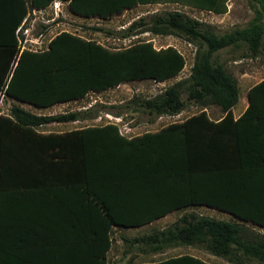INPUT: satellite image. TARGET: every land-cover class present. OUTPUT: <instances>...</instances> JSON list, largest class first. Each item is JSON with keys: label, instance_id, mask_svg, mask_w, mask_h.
Segmentation results:
<instances>
[{"label": "trees", "instance_id": "1", "mask_svg": "<svg viewBox=\"0 0 264 264\" xmlns=\"http://www.w3.org/2000/svg\"><path fill=\"white\" fill-rule=\"evenodd\" d=\"M52 1L0 0V91L5 89L13 98L48 107L123 82L165 81L186 65L185 56L173 45L156 48L151 41H141L112 49L67 30L52 37L44 50L19 52L17 29L27 12ZM158 2L227 11L225 0H69L68 6L75 14L107 19L139 4ZM261 3L264 7V0ZM140 27L197 43L190 75L155 97L141 100V109L150 115H176L186 107L182 98L186 94L188 102L203 108L214 104L224 115L215 120L202 110L159 130L129 137L112 122L41 133L37 131L41 125L93 114L37 115L12 106L10 116H0V264L36 263L29 254L21 258V243L9 239L1 196L6 190L34 192L53 185L80 187L100 209L89 243L92 257L84 264H108L106 253L112 246L114 225L140 226L190 205L216 207L235 218L188 212L162 230L125 237V243L155 252L188 245L233 264H264V233L248 224L264 226V78L248 89V105L235 118L232 108L240 96L238 81L214 62L217 51L241 44L258 55L264 49L263 18L256 16L249 25L218 35L199 19L172 10L156 13L149 21L139 18L124 36ZM36 223L35 217L29 218L30 234L35 233ZM144 264L211 263L184 254Z\"/></svg>", "mask_w": 264, "mask_h": 264}, {"label": "rangeland", "instance_id": "2", "mask_svg": "<svg viewBox=\"0 0 264 264\" xmlns=\"http://www.w3.org/2000/svg\"><path fill=\"white\" fill-rule=\"evenodd\" d=\"M225 5L227 7L226 12L216 13L182 2L139 4L132 9L124 11L122 14L107 19L79 16L70 10L67 1L61 4V12L58 16L55 15L52 9H47L46 11L36 14L30 11L28 23L31 24L35 22L33 34L38 36L40 33H43L40 44H35L33 46L34 49L37 50L46 49L52 37L63 30H67L85 38L94 39L112 49L125 48L141 41H151L156 48L173 45L183 53L186 60V65L181 73L171 79L161 82H157L150 78L123 82L116 87L104 91L89 92L82 99L73 100L71 102L68 101L63 104L45 108L42 112H44V114H56L74 109L90 111L91 114H96V116L87 120L82 119L81 121H89L90 123H103L107 121L118 122L123 132L127 131V129L124 128V123L132 126L135 125L136 128H133L132 131L128 133L129 135H137L147 130H155L161 126V124L164 125L170 122L182 121L202 110H206L213 118H219L223 114L220 107L212 104L203 108L200 104L188 102L186 94L182 95L183 100L186 102V107L179 114L156 116L150 115L141 109V100L155 97L163 92L167 86L178 80L187 78L190 75L197 43L190 42L182 36L155 34L145 30L146 27L137 28L128 36H124V33L127 31L128 27L133 22L138 21L139 18H144L149 21L156 13L172 10H180L199 19L218 35L225 34L236 28L245 27L259 15H261L264 20V7L261 0H225ZM52 18H54V20H52ZM46 20L51 21L45 24L44 21ZM214 62L222 64L238 81L240 96L234 107V111L236 112L243 104L246 103L247 105V91L250 86L258 83L264 78V49H262L258 55L253 56L246 44L229 46L215 53ZM1 106L9 108L10 104L6 100ZM29 108L31 109V107ZM117 113L121 114V117L116 116ZM70 124L71 123H68L67 126H70ZM55 126L56 124L52 123L46 125L45 128L46 130L55 129ZM189 210L222 219L235 218L221 210L206 206H197ZM248 224L255 230L264 233V226L251 222H248ZM163 225V223H155L136 229H115L113 232L114 245L110 251V259L115 260L116 258H120L124 253V248H127V244L123 245L122 241L119 240L121 234L130 237L147 232L153 226L159 227ZM188 252L199 256L211 264H233L201 248L189 246Z\"/></svg>", "mask_w": 264, "mask_h": 264}, {"label": "crops", "instance_id": "3", "mask_svg": "<svg viewBox=\"0 0 264 264\" xmlns=\"http://www.w3.org/2000/svg\"><path fill=\"white\" fill-rule=\"evenodd\" d=\"M68 1L69 0H67V2ZM28 15L29 12H27L24 20L28 17ZM6 100L10 104L9 108L1 106ZM63 103L66 102L56 103L48 107H39L27 101L11 97L6 93V90L3 89L0 91V116H10L12 106H19L34 114L44 115V112H42L43 109ZM247 105L246 103L243 104L240 109L236 110V112L234 111V106L232 108L234 117H239L243 113ZM29 107H31V109ZM71 111L82 110L74 109ZM223 115L224 113L219 118H212L215 120H219ZM95 116L96 114L86 116L84 120L90 119ZM116 116L121 117V114H116ZM81 120L82 119L68 122H53V124H56L55 129L48 130H46L45 126L52 123L41 125L37 127V131L41 133H62L71 130L87 128L89 126H104L112 122L107 121L103 123H90L89 121L83 122ZM153 121L157 122L156 120ZM68 123H71L70 126H67ZM112 123H115L119 126L122 134L129 137L136 136L128 134L130 131H132L133 128H136L135 125L132 126L124 123V128L127 129V131L123 132L122 127L118 122ZM168 124H161V126L156 128L155 130L147 131L159 130ZM262 138L264 139V135L262 136ZM73 178L71 181H73V184H76L77 180ZM1 202L3 204L5 213L4 221L5 224H8L9 226V239H15L16 241H19L21 243L20 248L18 249V251H20L19 254L22 256L21 258H27V255L29 254V257L36 260L35 264H84V262L86 263L85 259L92 257V255L90 254L91 248L89 246V243L93 239L94 235V216L99 214L98 212L100 209L96 204H94L93 201L88 199L87 194L80 187L77 188L76 185H53L49 188L40 187L34 192H30L23 188L14 189L13 191L6 190L1 196ZM197 206H206L209 208L218 209L216 207L207 205H190L174 209L166 213L165 215L144 223L140 226L124 227L114 225L111 233L112 246L106 253L108 264H144L158 262L169 257H176L184 254L195 255L188 252V245L170 246L162 251L155 252L141 250L135 245L131 246L127 244V248H124V253L120 256V258H116L115 260L110 259V251L112 250L114 245L113 232L115 229H136L148 225H153L155 223L164 224L163 226L159 227L153 226L147 232L130 237L121 234L119 240H121L122 244L124 245L126 244L124 241L125 237L134 238L136 236L150 234L155 230H162L175 223L183 214L188 212H195L189 209ZM223 212L232 215L231 213H228L226 211ZM195 213L205 215L198 212ZM30 217H35L37 222V227L35 228V233L33 234L29 233V230L31 229V227H29ZM28 249H30L31 251H29Z\"/></svg>", "mask_w": 264, "mask_h": 264}, {"label": "built area", "instance_id": "4", "mask_svg": "<svg viewBox=\"0 0 264 264\" xmlns=\"http://www.w3.org/2000/svg\"><path fill=\"white\" fill-rule=\"evenodd\" d=\"M64 2V0H53L47 7L45 8H33L31 11L36 14L38 12L46 11L47 9H52L56 16L59 15L61 12V4ZM30 15V13H29ZM28 18H26L22 24L17 29V37H18V47L20 51L23 50H37L34 49L35 44H40L41 38L43 37V33H40L38 36H35L33 34V27L35 25V22H32L31 24L28 23ZM54 20V18H52ZM51 20L44 21L45 24H48Z\"/></svg>", "mask_w": 264, "mask_h": 264}]
</instances>
